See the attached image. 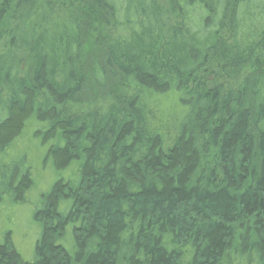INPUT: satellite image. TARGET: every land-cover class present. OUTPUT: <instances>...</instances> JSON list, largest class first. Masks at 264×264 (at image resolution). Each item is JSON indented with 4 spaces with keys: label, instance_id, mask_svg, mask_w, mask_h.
Returning a JSON list of instances; mask_svg holds the SVG:
<instances>
[{
    "label": "trees",
    "instance_id": "obj_1",
    "mask_svg": "<svg viewBox=\"0 0 264 264\" xmlns=\"http://www.w3.org/2000/svg\"><path fill=\"white\" fill-rule=\"evenodd\" d=\"M38 193L0 264H264V0H0V220Z\"/></svg>",
    "mask_w": 264,
    "mask_h": 264
},
{
    "label": "rangeland",
    "instance_id": "obj_2",
    "mask_svg": "<svg viewBox=\"0 0 264 264\" xmlns=\"http://www.w3.org/2000/svg\"><path fill=\"white\" fill-rule=\"evenodd\" d=\"M92 40L93 39L88 40L86 49L87 53H89L91 56L90 63L94 61L96 56L102 57L104 54L103 50L99 55H97V51L93 53L95 45L94 41ZM98 48H100V46ZM118 86L119 84H117L116 81H112L110 83L108 82L104 87H100L93 79L90 78L88 80V86H86L84 94L77 97V102H75V111L86 112L87 110L96 108L98 104L110 103L109 100L112 94H115L119 91L118 88L120 87ZM43 155L44 153H42V156ZM40 165L37 166L40 167ZM40 183L42 185V193L48 194L51 191L53 185L52 182ZM32 196L30 197L29 195V200L28 197H26L25 204H17L15 202L11 203L8 207L7 213L4 214L0 220V234L12 232L13 242L16 250L20 253L22 258L28 262H32L34 259V247L38 237V233L36 235L35 231H33V229L36 227L33 222V216L35 210L39 206V203L37 204L39 193L37 196H35V199Z\"/></svg>",
    "mask_w": 264,
    "mask_h": 264
}]
</instances>
